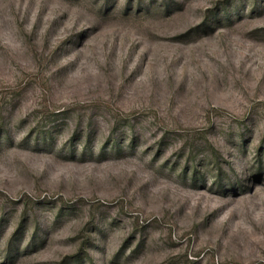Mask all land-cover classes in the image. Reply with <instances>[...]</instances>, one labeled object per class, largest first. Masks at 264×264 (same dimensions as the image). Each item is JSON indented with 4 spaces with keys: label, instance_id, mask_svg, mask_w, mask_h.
<instances>
[{
    "label": "rangeland",
    "instance_id": "1",
    "mask_svg": "<svg viewBox=\"0 0 264 264\" xmlns=\"http://www.w3.org/2000/svg\"><path fill=\"white\" fill-rule=\"evenodd\" d=\"M0 264H264V0H0Z\"/></svg>",
    "mask_w": 264,
    "mask_h": 264
}]
</instances>
